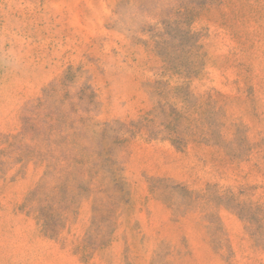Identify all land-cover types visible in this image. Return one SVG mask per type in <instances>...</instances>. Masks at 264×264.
I'll return each instance as SVG.
<instances>
[{"label": "rangeland", "instance_id": "rangeland-1", "mask_svg": "<svg viewBox=\"0 0 264 264\" xmlns=\"http://www.w3.org/2000/svg\"><path fill=\"white\" fill-rule=\"evenodd\" d=\"M0 264H264V0H0Z\"/></svg>", "mask_w": 264, "mask_h": 264}]
</instances>
